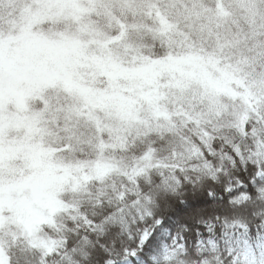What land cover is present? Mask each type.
<instances>
[{
	"label": "snow or ice",
	"instance_id": "obj_1",
	"mask_svg": "<svg viewBox=\"0 0 264 264\" xmlns=\"http://www.w3.org/2000/svg\"><path fill=\"white\" fill-rule=\"evenodd\" d=\"M0 264H264V0H0Z\"/></svg>",
	"mask_w": 264,
	"mask_h": 264
}]
</instances>
